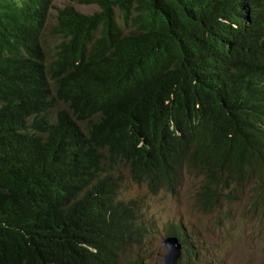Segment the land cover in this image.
Returning <instances> with one entry per match:
<instances>
[{"label": "trees", "instance_id": "1", "mask_svg": "<svg viewBox=\"0 0 264 264\" xmlns=\"http://www.w3.org/2000/svg\"><path fill=\"white\" fill-rule=\"evenodd\" d=\"M67 1L99 11L58 9L49 57L53 0H0V264H143L121 169L153 194L202 176L208 239L165 236L209 264L264 217V0Z\"/></svg>", "mask_w": 264, "mask_h": 264}, {"label": "rangeland", "instance_id": "2", "mask_svg": "<svg viewBox=\"0 0 264 264\" xmlns=\"http://www.w3.org/2000/svg\"><path fill=\"white\" fill-rule=\"evenodd\" d=\"M72 5L83 14H93L99 11L96 5H80L67 0H53V8L47 23L48 29L45 32L43 41L49 57L54 54V48L58 40L50 35V28L56 23L57 10ZM122 25V21L119 19ZM64 105L59 104L58 108ZM124 183L120 193L123 200L136 199L141 206L142 215L151 235L145 264H157L166 254V249L162 246L166 231L172 225H183L194 231L200 232L203 238H207L206 229L207 216L199 214L194 205V195L202 182V176L184 172L181 184L173 194L162 191L158 195L150 192L146 183H135L129 170L121 169ZM246 194L240 195V203L233 205L234 214L239 215L246 205ZM249 233L241 243L233 242L232 232H227L228 245L224 246V251H216L212 259H207L209 264H264V217L257 219L249 218V225L245 226ZM239 231L242 232L241 228ZM208 239V238H207Z\"/></svg>", "mask_w": 264, "mask_h": 264}, {"label": "water", "instance_id": "3", "mask_svg": "<svg viewBox=\"0 0 264 264\" xmlns=\"http://www.w3.org/2000/svg\"><path fill=\"white\" fill-rule=\"evenodd\" d=\"M163 245L167 248L168 254L164 257L161 264H175L176 259L180 255V243L176 238H168L164 240Z\"/></svg>", "mask_w": 264, "mask_h": 264}, {"label": "clouds", "instance_id": "4", "mask_svg": "<svg viewBox=\"0 0 264 264\" xmlns=\"http://www.w3.org/2000/svg\"><path fill=\"white\" fill-rule=\"evenodd\" d=\"M163 191H167V190H163ZM177 191V190H176ZM162 192V191H161ZM160 192V193H161ZM169 192V191H168ZM152 193V192H151ZM170 193H172V192H170ZM153 194V193H152ZM174 194V193H173ZM154 195H158V194H154ZM194 205H195V203H194ZM196 208V207H195ZM198 212V211H197ZM199 213V212H198ZM172 226H174V228H178V227H180L181 225H172ZM171 226V227H172ZM183 226V225H182ZM185 227V226H184ZM186 228V227H185ZM186 229H191L190 227L189 228H186ZM193 230V229H192ZM166 235V234H165ZM168 238H176L177 240H178V242L180 243V246H181V249H180V255H179V257L176 259V261H175V264H178L179 262H181V260H182V257H183V247H182V242L180 241V239H179V237L178 236H168V237H166L165 236V238L163 239V241H162V246L166 249V254L163 256V258L161 259V261L159 262V263H157V264H161L162 263V261L164 260V257L168 254V250H167V248L163 245V242H164V240H166V239H168ZM207 239V238H206ZM148 247H149V244L151 243V241H149L148 240ZM147 251H148V248H147ZM146 255H147V252H145V260H144V263L143 264H145V261H146Z\"/></svg>", "mask_w": 264, "mask_h": 264}]
</instances>
